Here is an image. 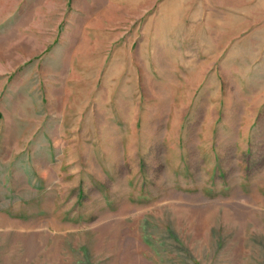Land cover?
<instances>
[{"label": "rangeland", "instance_id": "1", "mask_svg": "<svg viewBox=\"0 0 264 264\" xmlns=\"http://www.w3.org/2000/svg\"><path fill=\"white\" fill-rule=\"evenodd\" d=\"M0 264H264V0H0Z\"/></svg>", "mask_w": 264, "mask_h": 264}]
</instances>
